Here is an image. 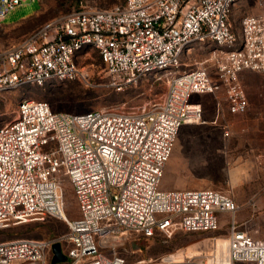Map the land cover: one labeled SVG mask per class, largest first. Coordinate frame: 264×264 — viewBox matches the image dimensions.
Returning a JSON list of instances; mask_svg holds the SVG:
<instances>
[{"label": "built area", "instance_id": "2783aa9c", "mask_svg": "<svg viewBox=\"0 0 264 264\" xmlns=\"http://www.w3.org/2000/svg\"><path fill=\"white\" fill-rule=\"evenodd\" d=\"M28 1L0 0V23ZM239 1L82 6L12 45H0V99L26 85L85 78L80 59L89 51L98 52L119 91L146 76H167L163 100L150 109L75 113L56 111L46 100L19 102L16 117L0 126V228L52 216L69 229L58 238L0 242V264H56V242L66 256L61 264H126L114 240L130 232L153 237L179 229L216 231L222 213L231 216L229 233L214 237L205 254L172 259L171 253L134 264H264V240L236 222L233 194L160 187L181 128L203 119V105L193 95L222 89L228 112L245 114L250 99L242 73L264 74V0H255L259 12L245 15L235 28L231 14ZM195 43L215 46L198 66L181 70L185 50ZM65 177L80 212L75 219L67 216ZM219 238H225L223 249Z\"/></svg>", "mask_w": 264, "mask_h": 264}, {"label": "rangeland", "instance_id": "374dc122", "mask_svg": "<svg viewBox=\"0 0 264 264\" xmlns=\"http://www.w3.org/2000/svg\"><path fill=\"white\" fill-rule=\"evenodd\" d=\"M122 1L30 0L16 7L0 23V45H12L78 7L100 9ZM257 12L255 0H240L233 8L231 21L237 28L245 15ZM214 46L193 44L182 56L181 70L198 66ZM80 65L87 74L85 78L45 86L26 85L4 92L0 99V126L16 117L19 102L25 98L46 100L56 111L82 113L104 108L134 111L154 107L167 91V76L163 74L143 77L123 91L114 89L96 51L85 53ZM242 81L250 98L245 114L228 112L222 89L193 95L192 100L203 105V119L181 128L160 187L165 190L211 187L230 192L239 205L236 222L254 237L264 240V74L244 71ZM227 130L229 135L225 134ZM64 187L67 216L78 218L80 212L68 177ZM230 219V214L222 213L221 226L216 231L179 229L173 233L157 232L153 237L130 232L114 243L116 251L126 258V264L140 259H159L176 252L205 254L212 248L214 237L228 235ZM68 229V223L56 217L11 223L0 229V242L20 237L58 238ZM103 251L109 252V249Z\"/></svg>", "mask_w": 264, "mask_h": 264}, {"label": "water", "instance_id": "95a60500", "mask_svg": "<svg viewBox=\"0 0 264 264\" xmlns=\"http://www.w3.org/2000/svg\"><path fill=\"white\" fill-rule=\"evenodd\" d=\"M53 252H54V256L52 259L53 263L66 260V256L64 255L62 251V246L60 242L54 243Z\"/></svg>", "mask_w": 264, "mask_h": 264}, {"label": "bare ground", "instance_id": "6f19581e", "mask_svg": "<svg viewBox=\"0 0 264 264\" xmlns=\"http://www.w3.org/2000/svg\"><path fill=\"white\" fill-rule=\"evenodd\" d=\"M225 244H226L225 238H219V240H218L219 249H223L225 247ZM182 257H183L182 252L172 253V256H171L172 259H180Z\"/></svg>", "mask_w": 264, "mask_h": 264}, {"label": "crops", "instance_id": "0c3cea01", "mask_svg": "<svg viewBox=\"0 0 264 264\" xmlns=\"http://www.w3.org/2000/svg\"><path fill=\"white\" fill-rule=\"evenodd\" d=\"M30 16H31V15H30ZM30 16H29V17H30ZM27 18H28V17H27ZM27 18H25V19H27ZM21 20H22V19H21ZM242 74H243V73H242ZM249 99H250V98H249ZM193 101H194V102H199V101H197V100H193Z\"/></svg>", "mask_w": 264, "mask_h": 264}, {"label": "trees", "instance_id": "16d2710c", "mask_svg": "<svg viewBox=\"0 0 264 264\" xmlns=\"http://www.w3.org/2000/svg\"><path fill=\"white\" fill-rule=\"evenodd\" d=\"M48 217H52V216H48ZM55 218V217H54ZM29 222V221H28ZM25 223H27V222H25ZM0 229H3V228H0ZM186 232H188V231H186ZM144 237H146V236H144Z\"/></svg>", "mask_w": 264, "mask_h": 264}]
</instances>
